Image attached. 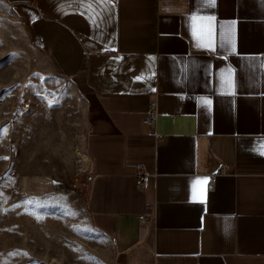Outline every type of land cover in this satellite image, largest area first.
Segmentation results:
<instances>
[{
    "label": "crops",
    "instance_id": "obj_1",
    "mask_svg": "<svg viewBox=\"0 0 264 264\" xmlns=\"http://www.w3.org/2000/svg\"><path fill=\"white\" fill-rule=\"evenodd\" d=\"M5 1L84 100L113 264H264V0Z\"/></svg>",
    "mask_w": 264,
    "mask_h": 264
},
{
    "label": "rangeland",
    "instance_id": "obj_2",
    "mask_svg": "<svg viewBox=\"0 0 264 264\" xmlns=\"http://www.w3.org/2000/svg\"><path fill=\"white\" fill-rule=\"evenodd\" d=\"M85 135L81 95L0 0V264H113L86 211Z\"/></svg>",
    "mask_w": 264,
    "mask_h": 264
},
{
    "label": "built area",
    "instance_id": "obj_3",
    "mask_svg": "<svg viewBox=\"0 0 264 264\" xmlns=\"http://www.w3.org/2000/svg\"><path fill=\"white\" fill-rule=\"evenodd\" d=\"M157 110L156 106L154 104H151L148 106V109L146 111L145 117L142 119L143 124H154L157 119ZM79 162H80V171L83 173V176L85 178L86 184L88 186V183L92 181V174L89 170V162L87 163V158H82L79 156ZM225 171V165L221 164L210 176L209 181L207 183L208 190L212 189L214 177L216 174L224 172ZM147 176V172L145 170V167L143 165H136L134 177H135V187L139 191H145L146 190V184H145V178ZM140 221L144 222V216H139Z\"/></svg>",
    "mask_w": 264,
    "mask_h": 264
},
{
    "label": "snow or ice",
    "instance_id": "obj_4",
    "mask_svg": "<svg viewBox=\"0 0 264 264\" xmlns=\"http://www.w3.org/2000/svg\"><path fill=\"white\" fill-rule=\"evenodd\" d=\"M209 2L211 3V4H215V0H209ZM209 19H214V17L213 18H209ZM262 154H264V153H262Z\"/></svg>",
    "mask_w": 264,
    "mask_h": 264
}]
</instances>
